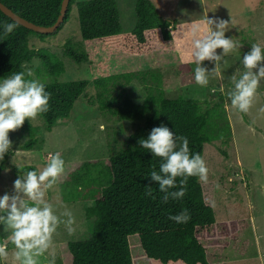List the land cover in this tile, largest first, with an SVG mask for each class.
I'll use <instances>...</instances> for the list:
<instances>
[{"label": "trees", "instance_id": "1", "mask_svg": "<svg viewBox=\"0 0 264 264\" xmlns=\"http://www.w3.org/2000/svg\"><path fill=\"white\" fill-rule=\"evenodd\" d=\"M1 1L26 19L44 25L55 22L62 3V0ZM75 2L84 41L96 39L115 45L128 55L148 54L172 38L174 47L189 46L191 42L178 39L169 27L171 22L156 10L152 0H135L136 21L129 31L121 28L115 0H69L64 19ZM13 22L17 27L5 34L3 25ZM195 23L203 25L201 20ZM190 33L189 29L183 32L184 35ZM31 34L44 39L50 32L28 28L0 9V77L8 78L21 71L27 73L24 63L33 57L41 58L45 71L54 77L63 71L64 64L58 55L30 43ZM63 45V52L75 61L87 57L82 48L68 41ZM150 76L155 79L154 91L148 92L141 102L134 101L128 94V74L99 76L92 81L80 78L42 82L45 91L51 94L49 111L39 115L47 130L58 120L70 116L76 100L85 94L91 82L95 86L92 103L101 112L133 124L120 145L105 157L100 177L90 175L94 164L86 159L75 164V170L65 182L70 185L69 193L73 192L71 197L67 196L69 200L82 199V193L87 191L95 198L85 207L86 216L92 219L91 232L82 239L62 242L63 253L69 259L67 264H220L223 252L231 249L243 255L250 242L248 237L241 238L251 225L248 218L223 220L215 215L212 179L204 183L196 176L189 177L183 199L170 198L167 203L163 202L164 193L150 173L159 172L164 161L141 147L140 139H147L152 128L164 125L175 136L187 137L190 153H199L202 157L206 141L228 140L231 129L221 95L219 100L213 101L182 95L167 97L157 75L151 72ZM20 129L32 134L28 118ZM32 140L29 138L25 146ZM2 167L0 164V169ZM92 181H96L97 186L91 184ZM74 188L79 189L81 198H74L78 193ZM149 189L151 195L147 194ZM184 209L191 215L187 223L169 219L170 215Z\"/></svg>", "mask_w": 264, "mask_h": 264}, {"label": "rangeland", "instance_id": "2", "mask_svg": "<svg viewBox=\"0 0 264 264\" xmlns=\"http://www.w3.org/2000/svg\"><path fill=\"white\" fill-rule=\"evenodd\" d=\"M152 1L163 18L171 22L169 27L179 36L178 39L191 41L189 46L174 47L172 38L148 54L128 55L115 45L96 39L84 41L75 2L59 28L44 39L35 34L29 37L30 43L35 46L55 52L64 64L63 71L57 77L48 74L39 57L24 63L26 71L30 69L33 72L30 78L41 83L54 79L86 78L92 81L99 76L128 74V94L136 102H141L148 92L154 91L155 79L150 76L151 72L157 75L167 97L182 95L213 101L219 100L221 95L231 136L225 141L223 138L206 141L202 153L208 179H212L215 185L213 210L219 219L246 217L251 225L241 235L242 239H250L243 255L229 249L223 252L219 263L264 264V112L260 111L264 108V79L260 80L255 101L248 113L233 108L228 96L234 88L232 78L239 79L246 71L242 63L244 54L251 50L252 44H260L264 50V0ZM115 2L122 30H131L136 21L135 0ZM207 18L228 21L225 36L239 46L222 57L216 71H213L215 62H202V66L209 71V79L206 86H200L195 82L196 64L191 56L193 30L198 27L196 35H203L209 27ZM198 20L203 21V25L196 24ZM213 28L215 30L214 25ZM185 29L192 33L184 35ZM67 41L82 48L87 57L77 62L67 56L63 52V44ZM216 51L217 54L223 53L222 49ZM4 79L0 77V82ZM84 93L76 100L70 116L58 120L51 129H46L38 115L35 120H29L32 134L20 128L10 131L12 146L5 159L0 160L3 165L0 169V197L15 194L14 181L28 171L42 170L50 153H59L64 160V172L57 183L47 190L46 199L55 205L57 215L65 207L72 212L75 232L69 235L61 224L53 235L51 247L39 257V264H67L69 259L63 253L65 248L62 242L82 239L91 232L92 219L86 216L85 207L92 204L95 198L89 191L82 193V199L69 200L67 197H71L73 192L69 193L70 185L65 182L71 177V171L75 170V164L92 160L94 165L90 175L100 177L105 157L133 129L132 122L120 121L103 113L92 103L95 99L93 82L87 85ZM29 138L34 140L25 146ZM91 184L97 186L98 183L92 181ZM74 190L78 192L74 197L77 198L81 192L78 188ZM9 235L4 231V225L0 224V243ZM7 250L8 259L1 260V264H15L12 256L15 246L9 242Z\"/></svg>", "mask_w": 264, "mask_h": 264}, {"label": "clouds", "instance_id": "3", "mask_svg": "<svg viewBox=\"0 0 264 264\" xmlns=\"http://www.w3.org/2000/svg\"><path fill=\"white\" fill-rule=\"evenodd\" d=\"M206 24L209 27L203 35H196L198 27L193 30L191 56L192 62L196 64L195 82L200 86H206L209 79V71L202 66V62H215L213 71H216L222 57L239 46L225 36L228 21L207 18ZM16 27L15 22L5 23L4 33L10 34ZM217 49L223 50L222 55L217 54ZM242 63L246 71L239 79L232 78L234 88L228 96L233 108L248 113L255 101L260 80L264 79V50L261 45L252 44L251 50L244 54ZM256 69L258 71H254ZM26 75L31 77L33 72L29 69L27 73H14L0 82V160H3L12 146L9 132L22 127L26 118L35 120L38 115L49 111L51 94L45 91L43 83L26 79ZM260 111L264 112V108ZM139 144L164 161L159 172L153 170L150 173L151 179L158 182L159 190L164 193V203L170 198L183 199L189 177L196 176L201 182H207L205 161L199 153H190L187 137H177L167 126L161 125L152 128L147 139H140ZM63 172L64 160L61 155L50 153L42 170L28 171L14 181L15 194L0 197V224L4 225L5 232L10 233L0 243V260L8 259L7 247L10 242L15 246L12 254L15 264H39V257L49 250L53 235L61 224L66 227L69 235L75 232L72 212L65 207L57 215L55 205L46 199L47 190L57 183ZM177 178L180 179L177 181ZM147 194L151 195V189ZM169 219L176 223H187L191 215L184 209L179 214L170 215Z\"/></svg>", "mask_w": 264, "mask_h": 264}, {"label": "water", "instance_id": "4", "mask_svg": "<svg viewBox=\"0 0 264 264\" xmlns=\"http://www.w3.org/2000/svg\"><path fill=\"white\" fill-rule=\"evenodd\" d=\"M68 3H69V0H62L59 15L57 19L55 20V22L50 25L38 24L31 20L26 19L25 17L19 15L18 13L13 11L10 7L5 5L1 0H0V9L4 13H6L8 16H10L12 19H14L15 21L19 22L20 24L28 28H31L38 32H53L54 30L57 29L59 24L63 21L64 15L67 10Z\"/></svg>", "mask_w": 264, "mask_h": 264}]
</instances>
